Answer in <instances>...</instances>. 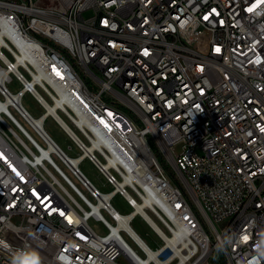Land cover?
<instances>
[{
  "label": "built area",
  "instance_id": "obj_1",
  "mask_svg": "<svg viewBox=\"0 0 264 264\" xmlns=\"http://www.w3.org/2000/svg\"><path fill=\"white\" fill-rule=\"evenodd\" d=\"M0 264H264V0H0Z\"/></svg>",
  "mask_w": 264,
  "mask_h": 264
},
{
  "label": "rangeland",
  "instance_id": "obj_2",
  "mask_svg": "<svg viewBox=\"0 0 264 264\" xmlns=\"http://www.w3.org/2000/svg\"><path fill=\"white\" fill-rule=\"evenodd\" d=\"M89 13H86L85 16H88ZM24 106L32 112L34 115L39 116L43 113V110L39 107L35 99L31 95L24 96L23 99ZM45 127L50 135L59 143V145L67 151L70 155L77 156L78 150L73 146L71 140L68 136L63 132V130L55 123L53 119H48L46 121ZM71 148V150H70ZM81 170L91 179L98 187L103 190H109V188H103V179L100 176V173L96 169V167L89 161L84 160L80 164ZM114 206L121 213H130L132 210L126 204V202L120 196H117L113 202ZM93 227L96 230H100V224L92 223ZM133 227L135 230L142 235L146 240L150 242H154L156 240V235L151 230V228L147 225V223L141 218L136 217L133 221Z\"/></svg>",
  "mask_w": 264,
  "mask_h": 264
}]
</instances>
